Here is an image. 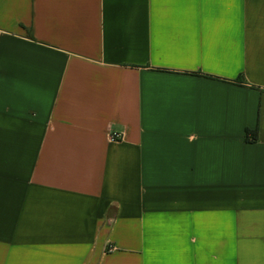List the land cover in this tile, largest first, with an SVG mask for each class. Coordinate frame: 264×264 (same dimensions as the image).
Here are the masks:
<instances>
[{"label":"crops","instance_id":"0c3cea01","mask_svg":"<svg viewBox=\"0 0 264 264\" xmlns=\"http://www.w3.org/2000/svg\"><path fill=\"white\" fill-rule=\"evenodd\" d=\"M0 264H264V0H0Z\"/></svg>","mask_w":264,"mask_h":264},{"label":"trees","instance_id":"16d2710c","mask_svg":"<svg viewBox=\"0 0 264 264\" xmlns=\"http://www.w3.org/2000/svg\"><path fill=\"white\" fill-rule=\"evenodd\" d=\"M246 136H245V140L247 142H254L257 140V137H258V131L257 129L256 130H246Z\"/></svg>","mask_w":264,"mask_h":264},{"label":"built area","instance_id":"2783aa9c","mask_svg":"<svg viewBox=\"0 0 264 264\" xmlns=\"http://www.w3.org/2000/svg\"><path fill=\"white\" fill-rule=\"evenodd\" d=\"M111 139L114 141H119L122 139V135L120 133L114 132L111 135Z\"/></svg>","mask_w":264,"mask_h":264}]
</instances>
